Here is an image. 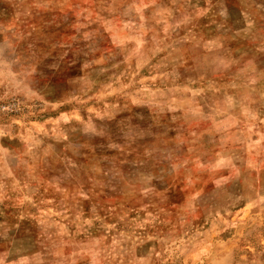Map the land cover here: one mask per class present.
I'll return each instance as SVG.
<instances>
[{"label": "rangeland", "instance_id": "374dc122", "mask_svg": "<svg viewBox=\"0 0 264 264\" xmlns=\"http://www.w3.org/2000/svg\"><path fill=\"white\" fill-rule=\"evenodd\" d=\"M0 264H264V0H0Z\"/></svg>", "mask_w": 264, "mask_h": 264}]
</instances>
